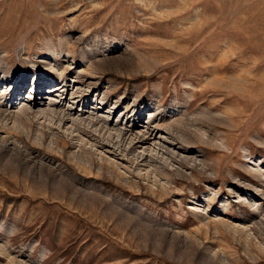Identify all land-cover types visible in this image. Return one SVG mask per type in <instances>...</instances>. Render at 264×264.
I'll use <instances>...</instances> for the list:
<instances>
[{"label": "rangeland", "instance_id": "1", "mask_svg": "<svg viewBox=\"0 0 264 264\" xmlns=\"http://www.w3.org/2000/svg\"><path fill=\"white\" fill-rule=\"evenodd\" d=\"M0 264H264V0H0Z\"/></svg>", "mask_w": 264, "mask_h": 264}, {"label": "bare ground", "instance_id": "2", "mask_svg": "<svg viewBox=\"0 0 264 264\" xmlns=\"http://www.w3.org/2000/svg\"><path fill=\"white\" fill-rule=\"evenodd\" d=\"M49 48H51L50 50H49V53H52V54H57L58 52H57V50L52 46H50ZM64 85H66V83L64 84L63 82L61 83V84H55V85H53V86H51L50 88H49V91L50 90H52L53 92L54 91H57V90H59L61 87H63ZM63 90H64V88H63ZM52 93V92H51ZM36 94H40V93H38V91L37 90H35V95ZM83 94H71L70 95V97H71V99H72V101L73 102H76V101H80L82 98H83ZM87 96V95H86ZM56 97V96H55ZM12 98V97H11ZM10 98V101H12V99ZM50 99H49V101H48V103L46 104V103H37V101H36V99H33L32 97H29V98H26L25 99V101H23V104L21 105V107H20V109L17 111V113L18 114H15V115H22V114H25V113H27V112H31V111H33L34 112V114L36 115V116H38V117H41L42 115H44V114H48V112L49 111H53V110H57V109H59V111H60V113H61V117H59V118H61V120H60V122L62 121L63 123H65V122H67V120H70L71 122H72V124H74V122L75 121H87V123H90V124H96L97 126H95L96 127V129H107L108 130V126H107V121L109 120L108 119V117H92V116H90V115H87V116H85L84 115V113H85V110H81V112L80 113H78V115H76V116H74L73 115V110H75L76 108H74V106H73V103H72V105H70V106H67V107H62V106H60V104H61V102H62V98H60V99H56V98H52V97H49ZM16 100V99H15ZM15 100H13L12 102H11V106L14 104V102H15ZM64 104V103H63ZM40 105V106H39ZM60 107V108H59ZM50 113V112H49ZM51 114V113H50ZM49 114V115H50ZM14 115V114H13ZM18 118V117H17ZM43 118V117H42ZM38 119V118H37ZM18 121V120H17ZM68 123V122H67ZM78 123V122H77ZM76 123V124H77ZM63 125V124H62ZM79 125V124H78ZM86 125V124H85ZM64 126H65V124H64ZM72 126V125H71ZM88 126V125H87ZM116 126V125H115ZM76 127V126H75ZM151 127H153V126H147L145 129H143V130H141V129H139L138 131H134L133 133H135V135H134V137H132V139H130V138H128V140L130 139L131 140V142H130V147L129 148H131L132 149V147H134V145H136V146H142V145H144L147 141H149L150 139H152L153 137H152V133H150V128ZM159 128V126H155V128ZM78 128V127H77ZM111 128L112 129H114V133L116 134L114 137H118V136H120V135H123L124 133H126L127 131H130V128H128L127 126L125 127V126H116L115 128L114 127H112L111 126ZM69 130V129H68ZM71 130V129H70ZM72 131V130H71ZM70 131V132H71ZM103 131V130H102ZM101 131V132H102ZM100 132V133H101ZM104 132V131H103ZM102 132V133H103ZM107 132V131H106ZM111 132V131H110ZM131 132V131H130ZM71 133H73V131L71 132ZM108 133H109V131H108ZM107 133V134H108ZM100 135V134H99ZM128 135V134H127ZM130 137V136H129ZM123 138V137H122ZM155 138V137H154ZM106 139V138H105ZM111 139V138H110ZM117 139V138H116ZM119 139V138H118ZM117 139V140H118ZM104 142H105V140H103ZM119 141V140H118ZM107 142H109V140L108 141H106V143ZM129 141H127V143H128ZM110 143H111V141H110ZM119 143H120V141H119ZM112 144V143H111ZM114 144V143H113ZM112 144V145H113ZM115 145V144H114ZM118 145V144H117ZM116 145V146H117ZM157 145V144H156ZM116 146H115V148H116ZM158 146V145H157ZM148 147V146H147ZM119 148H121L120 146H119ZM124 148V147H123ZM137 148V147H136ZM149 148V147H148ZM109 149V148H108ZM165 149V148H164ZM169 149V148H168ZM120 150V149H119ZM145 150V149H144ZM112 151V150H111ZM117 151V150H116ZM127 151V149L125 150V152ZM166 151V150H165ZM149 152V151H148ZM148 152H147V154H148ZM122 153V152H121ZM172 153V152H171ZM151 155V154H150ZM149 155V156H150ZM144 156H146V155H144V151H142V152H140V153H138V155H137V157H139L140 159H143V157ZM148 156V157H149ZM153 157V156H152ZM138 158V159H139ZM149 159H153V158H151V156H150V158ZM151 162V161H150Z\"/></svg>", "mask_w": 264, "mask_h": 264}]
</instances>
